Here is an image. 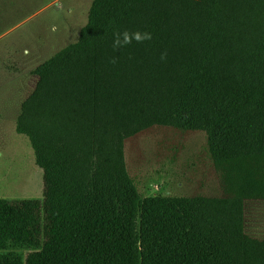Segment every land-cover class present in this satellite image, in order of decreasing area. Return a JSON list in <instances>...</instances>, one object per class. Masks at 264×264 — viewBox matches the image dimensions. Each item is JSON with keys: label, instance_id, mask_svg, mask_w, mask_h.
<instances>
[{"label": "trees", "instance_id": "obj_1", "mask_svg": "<svg viewBox=\"0 0 264 264\" xmlns=\"http://www.w3.org/2000/svg\"><path fill=\"white\" fill-rule=\"evenodd\" d=\"M124 30L152 39L114 50ZM33 74L16 131L43 199H0V264H264L245 230L264 200V0H93ZM156 125L207 133L226 196L139 192L125 141Z\"/></svg>", "mask_w": 264, "mask_h": 264}, {"label": "rangeland", "instance_id": "obj_2", "mask_svg": "<svg viewBox=\"0 0 264 264\" xmlns=\"http://www.w3.org/2000/svg\"><path fill=\"white\" fill-rule=\"evenodd\" d=\"M93 0H0V199H43V171L16 131L33 71L79 40ZM128 171L145 196H226L204 131L156 125L125 141ZM246 233L264 238V200L245 203Z\"/></svg>", "mask_w": 264, "mask_h": 264}, {"label": "clouds", "instance_id": "obj_3", "mask_svg": "<svg viewBox=\"0 0 264 264\" xmlns=\"http://www.w3.org/2000/svg\"><path fill=\"white\" fill-rule=\"evenodd\" d=\"M152 39L151 33L149 32H140L134 31L130 32L128 30H124L123 32L116 31L113 33V49L119 50L120 48L126 47L133 43L134 41L137 43H143L145 41H149ZM161 61H166L167 59V52L161 54L160 57ZM111 63H116V58H113Z\"/></svg>", "mask_w": 264, "mask_h": 264}, {"label": "crops", "instance_id": "obj_4", "mask_svg": "<svg viewBox=\"0 0 264 264\" xmlns=\"http://www.w3.org/2000/svg\"><path fill=\"white\" fill-rule=\"evenodd\" d=\"M37 77V76H36ZM37 82H38V80H37ZM30 96V95H29ZM246 230V229H245Z\"/></svg>", "mask_w": 264, "mask_h": 264}]
</instances>
